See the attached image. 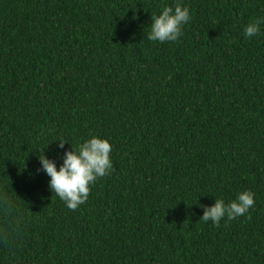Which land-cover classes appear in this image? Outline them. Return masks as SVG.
<instances>
[{"label":"trees","instance_id":"obj_1","mask_svg":"<svg viewBox=\"0 0 264 264\" xmlns=\"http://www.w3.org/2000/svg\"><path fill=\"white\" fill-rule=\"evenodd\" d=\"M177 2L182 35L148 40ZM261 18L264 0H0V264H264ZM93 135L113 169L72 211L38 154L59 168ZM247 190L248 214L200 221Z\"/></svg>","mask_w":264,"mask_h":264},{"label":"clouds","instance_id":"obj_2","mask_svg":"<svg viewBox=\"0 0 264 264\" xmlns=\"http://www.w3.org/2000/svg\"><path fill=\"white\" fill-rule=\"evenodd\" d=\"M150 31L147 39L154 42H175L182 35V27L191 19L189 8L177 2L175 6H164L159 14H151ZM264 18L249 22L244 28L247 38H252L260 32ZM59 147L64 148L66 141L58 140ZM112 145L107 139L96 135L84 140L77 147L71 145V150H65L63 163L57 168L54 160L49 159L44 151L38 154L40 168L50 178L49 189L58 196L69 210H76L84 204L91 193V186L99 178L111 173ZM255 194L250 191L240 192L234 200L225 203L223 198H215L212 206L201 205L203 216L200 221H211L219 227L225 217L234 220L249 213L255 204Z\"/></svg>","mask_w":264,"mask_h":264}]
</instances>
